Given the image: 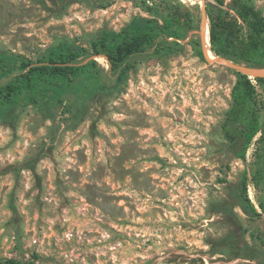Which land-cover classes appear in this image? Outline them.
Returning <instances> with one entry per match:
<instances>
[{"label": "rangeland", "instance_id": "374dc122", "mask_svg": "<svg viewBox=\"0 0 264 264\" xmlns=\"http://www.w3.org/2000/svg\"><path fill=\"white\" fill-rule=\"evenodd\" d=\"M104 1L0 0V52L38 60L63 42L89 46L136 16H167L172 4L201 29L213 0ZM200 29L176 50L130 58L120 86L108 57L93 55L112 87L85 105L0 117V264H264V214L224 209L246 177L258 207L261 196L260 135L241 159L222 128L237 66L247 64L216 61ZM198 40L213 60L197 54ZM263 70L246 72L264 121L254 79Z\"/></svg>", "mask_w": 264, "mask_h": 264}, {"label": "trees", "instance_id": "16d2710c", "mask_svg": "<svg viewBox=\"0 0 264 264\" xmlns=\"http://www.w3.org/2000/svg\"><path fill=\"white\" fill-rule=\"evenodd\" d=\"M206 11L215 55L249 67L264 68V13L254 0H213L206 4ZM199 29L190 10L172 4L167 16H136L121 30H103L89 46L63 42L48 48L38 60L1 51L0 117L12 123L18 109L30 105L50 110L59 106L71 110L76 104L85 105L112 87L105 70L91 58L93 55L108 57L116 80L113 85L120 86L127 80L130 58L150 51L176 50L181 46L178 39ZM170 38L175 39L174 44L169 42ZM196 45L197 54L205 59L199 40ZM248 74L240 72L238 75L232 92L233 103L222 128L234 155L241 159L246 158L254 139L260 135L253 180L261 196L258 207L248 195L246 177L243 193L224 209L234 211V206H239L249 217H259L264 214V121L258 107L256 86ZM254 76L264 86V73Z\"/></svg>", "mask_w": 264, "mask_h": 264}, {"label": "water", "instance_id": "95a60500", "mask_svg": "<svg viewBox=\"0 0 264 264\" xmlns=\"http://www.w3.org/2000/svg\"><path fill=\"white\" fill-rule=\"evenodd\" d=\"M204 21V20H203ZM202 25H203V22L201 24V29H200V34H201V37H202V40H203V35H202ZM204 42V40H203ZM205 44V42H204ZM206 46V44H205ZM205 54L207 55L208 59L210 60H213V58H210V56L208 55V52H207V48H205ZM216 61L218 62H222V61H225V62H230L228 59L226 58H223V57H219V56H216V58H214ZM239 70H241L243 73H246L247 74V70L248 69H259V68H255V67H249L248 65L247 66H244V67H241L240 65L237 66ZM257 76H260V75H257Z\"/></svg>", "mask_w": 264, "mask_h": 264}, {"label": "bare ground", "instance_id": "6f19581e", "mask_svg": "<svg viewBox=\"0 0 264 264\" xmlns=\"http://www.w3.org/2000/svg\"><path fill=\"white\" fill-rule=\"evenodd\" d=\"M203 28L205 30V34L208 35V33H209V25H208V22L206 20H204V22H203ZM259 73H264V70H263V72H259Z\"/></svg>", "mask_w": 264, "mask_h": 264}]
</instances>
